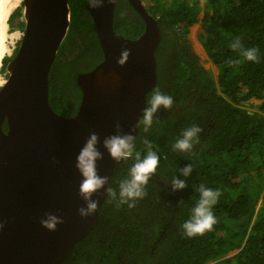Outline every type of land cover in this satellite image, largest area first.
Segmentation results:
<instances>
[{
    "label": "trees",
    "instance_id": "1",
    "mask_svg": "<svg viewBox=\"0 0 264 264\" xmlns=\"http://www.w3.org/2000/svg\"><path fill=\"white\" fill-rule=\"evenodd\" d=\"M88 2L69 0V29L49 73V102L66 116L74 115L80 104L77 75L103 59ZM204 7L198 38L219 68L217 80L188 38L201 1L151 0L147 5L161 31L155 52L157 82L147 99L158 88L174 104L157 113L148 132L138 125L133 157L115 162L110 187L118 195L135 153L143 158L149 145L160 163L134 207H117L106 197L95 227L61 264H264V0H204ZM20 16L17 7L10 25ZM113 20L115 30L130 38L145 27L129 0L116 1ZM24 26L19 20V27ZM236 38L244 49L259 50L258 62L247 61L230 47ZM11 57L4 58L5 67ZM251 98L262 101L257 111L244 107ZM193 124L202 128L199 143L191 152L174 150L181 132ZM190 163L191 175L180 177L187 187L173 192L172 177ZM201 184L222 193L213 207L218 222L203 236L188 238L181 225L191 217Z\"/></svg>",
    "mask_w": 264,
    "mask_h": 264
},
{
    "label": "water",
    "instance_id": "2",
    "mask_svg": "<svg viewBox=\"0 0 264 264\" xmlns=\"http://www.w3.org/2000/svg\"><path fill=\"white\" fill-rule=\"evenodd\" d=\"M117 0L87 8L103 59L80 72L81 100L76 113L56 112L49 102V73L70 25L69 0H24L23 37L0 86V264H61L73 245L96 225L110 187L115 162L103 148L118 121L135 135L147 95L157 82L156 49L161 31L143 0H129L144 20L143 32L130 38L114 28ZM3 0H0V8ZM130 50L123 65L117 63ZM6 121L7 128H4ZM91 132L99 134L104 154L98 172L108 184L93 199L95 213L82 218L81 175L76 156ZM63 217L56 231L40 224L44 214Z\"/></svg>",
    "mask_w": 264,
    "mask_h": 264
},
{
    "label": "clouds",
    "instance_id": "3",
    "mask_svg": "<svg viewBox=\"0 0 264 264\" xmlns=\"http://www.w3.org/2000/svg\"><path fill=\"white\" fill-rule=\"evenodd\" d=\"M200 1V12L203 13L204 17V0ZM89 4L92 8H100L104 6L105 0H89ZM144 4L147 8L148 4L145 2ZM203 17L200 19L201 28ZM198 21L199 19L197 22ZM198 35L199 32H197V37ZM230 47L233 50H240L247 61L258 62L259 60V50L255 47L244 49L239 38H236L231 43ZM129 54L130 50H125L122 53V59L118 60L117 63L123 65ZM173 104L174 100L172 96L162 93L158 88L153 89L150 98L146 100L145 107L142 109V114L138 123L134 127L136 128L138 125H143L144 132H148L154 123V119L157 117V113L162 108L165 110L171 109ZM115 129L116 131L114 134L104 137L102 141L103 148L106 149L109 156L116 162L128 160L133 157L136 147V136L132 135L130 132L124 133L118 121L115 124ZM201 132L202 128L195 124L185 128L172 145L173 149L181 153L191 152L194 146L199 143V134ZM144 143L146 145L149 144L147 140H145ZM99 144H101L99 134L91 132L76 156L75 167L82 177L78 194L85 201V206H81L78 209V214L82 218L90 217L96 212L98 201L93 199V196L99 193L104 189L105 185L108 184V177L101 176L97 168V161L104 158L103 152H101L98 147ZM159 163L160 156L157 152L152 150L150 145L143 158H141L139 153H135V163L129 170L128 178L120 181L118 195L116 190L108 187L106 189L107 196L116 202L117 207L124 204H127L130 208L134 207L135 202L146 195L145 187L150 178L156 174ZM192 171L193 165L191 163L180 168V175L173 176L170 181L171 190L175 192L186 188L187 184L185 179H181L180 177L186 178L191 175ZM199 193L200 198L192 209L191 217L181 225L184 235L188 238L203 236L206 232L212 231L214 225L218 222L217 217L214 215L213 207L217 204L222 194L221 191L201 184L199 186ZM63 222V217L51 212L45 213L44 217L40 220L41 226L49 231H56L57 226ZM4 226L5 222L0 221V230H3Z\"/></svg>",
    "mask_w": 264,
    "mask_h": 264
},
{
    "label": "bare ground",
    "instance_id": "4",
    "mask_svg": "<svg viewBox=\"0 0 264 264\" xmlns=\"http://www.w3.org/2000/svg\"><path fill=\"white\" fill-rule=\"evenodd\" d=\"M22 2L24 0H3L0 8V86L6 82V75L9 74V69L7 66H4L3 60L6 56L12 55L16 44L22 36L21 31L12 29V26L9 24V17ZM195 33L196 26L192 28V34L194 36ZM195 46L199 51L204 50L202 44L198 41H196Z\"/></svg>",
    "mask_w": 264,
    "mask_h": 264
},
{
    "label": "rangeland",
    "instance_id": "5",
    "mask_svg": "<svg viewBox=\"0 0 264 264\" xmlns=\"http://www.w3.org/2000/svg\"><path fill=\"white\" fill-rule=\"evenodd\" d=\"M18 7H21L22 9V16H20L19 18H14L13 20V24L14 25H11L12 26V29H18L19 31L22 32V36L20 38V40L18 41V43L16 44L13 52H12V55L14 54V51L17 50V47L19 46V43L23 37V34H24V29H25V26L24 27H19V20H22L24 21V15H23V10H24V4L22 2V4H20ZM203 17V13L200 12V15L198 17L199 21L195 24H193L191 27H190V31L188 33V38L192 44V47H193V50L195 51V53H197L201 59V62L203 64V66L206 68V69H209L211 74L213 75V77L215 78V80H217L218 78V74H219V68L217 67V65L213 62V60H211V58L209 57V55L205 52V50H198V48H196V41H199L198 37H197V32H200L201 31V18ZM10 24V23H9ZM196 26V33H195V36L192 34V28ZM192 34V35H191ZM193 36V37H192ZM201 44V43H200ZM203 47V46H202ZM204 49V48H203ZM206 54V55H205ZM11 56V55H10ZM11 59V58H10ZM8 76V74L6 75V77ZM262 101L259 100V99H255V98H251L250 100L248 101H245L243 104H244V107L247 108L249 111L253 112V111H257L258 110V106L259 104L261 103ZM262 205V197H260V200H259V204H258V209L261 207ZM257 216V214H255V217ZM238 250L235 249V250H232L230 252H228V254H226L225 257H230L232 255H234ZM215 261H210L208 264H212L214 263Z\"/></svg>",
    "mask_w": 264,
    "mask_h": 264
},
{
    "label": "built area",
    "instance_id": "6",
    "mask_svg": "<svg viewBox=\"0 0 264 264\" xmlns=\"http://www.w3.org/2000/svg\"><path fill=\"white\" fill-rule=\"evenodd\" d=\"M145 3L150 4L151 0H143Z\"/></svg>",
    "mask_w": 264,
    "mask_h": 264
}]
</instances>
